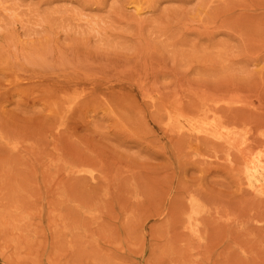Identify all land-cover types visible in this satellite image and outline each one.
<instances>
[{
    "label": "rangeland",
    "instance_id": "374dc122",
    "mask_svg": "<svg viewBox=\"0 0 264 264\" xmlns=\"http://www.w3.org/2000/svg\"><path fill=\"white\" fill-rule=\"evenodd\" d=\"M0 264H264V0H0Z\"/></svg>",
    "mask_w": 264,
    "mask_h": 264
},
{
    "label": "bare ground",
    "instance_id": "6f19581e",
    "mask_svg": "<svg viewBox=\"0 0 264 264\" xmlns=\"http://www.w3.org/2000/svg\"><path fill=\"white\" fill-rule=\"evenodd\" d=\"M228 137V136H227Z\"/></svg>",
    "mask_w": 264,
    "mask_h": 264
}]
</instances>
